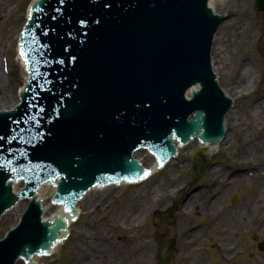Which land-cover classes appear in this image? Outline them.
I'll return each instance as SVG.
<instances>
[{"label":"water","instance_id":"95a60500","mask_svg":"<svg viewBox=\"0 0 264 264\" xmlns=\"http://www.w3.org/2000/svg\"><path fill=\"white\" fill-rule=\"evenodd\" d=\"M30 1L0 0V110L13 108L17 103L18 91L26 77L16 44ZM147 1L150 10H144ZM204 2L44 0L38 3L29 29L35 24L39 28L35 29L36 36L26 41L29 46L24 50L27 54L32 48L38 53L31 54V58L27 54L31 64L28 92L22 94V104L14 111L0 113V121L4 122L0 125L1 149L11 148L13 154V163L0 159V168L15 167L16 156L28 160L22 169L27 173L48 167L45 178L51 175L64 179L58 184L54 200L75 213V200L94 183L140 178L142 170L135 162L123 158L135 143L146 142L172 155L168 136L175 131L180 141L191 137L216 145L223 134L222 122L229 102L218 91L208 66L205 53L216 19L209 16ZM256 3L259 11L264 12V0ZM153 8L163 10L166 14L163 21L153 22L155 25L147 27L139 37L127 36L138 28L139 19L142 26L153 17ZM210 10L214 14L212 7ZM53 28L56 30L51 32ZM35 39L40 43L37 47ZM39 57L50 61V66L46 64L38 69ZM195 85L200 91L192 94L191 101H184L182 94ZM194 90L197 87L187 90L185 97L189 98ZM231 102L233 108L234 101ZM38 112L39 121L33 117ZM62 114H66L65 129L57 127L60 122L56 118ZM191 114L194 115L187 121ZM23 130L25 134H20ZM225 137L224 134L222 140ZM9 138L20 142L8 144ZM16 147L20 150L15 151ZM2 150L0 156L4 154ZM109 150L115 153L114 157L107 156ZM5 170L0 171V183L7 178ZM22 187L23 183L19 182L13 186V192ZM0 190L1 214L4 205L10 206L15 200L5 202L13 197ZM20 195L30 196L32 190L22 191ZM27 203L21 200L2 216L0 238L15 228ZM39 206L42 219L40 200ZM54 220L52 228L42 224L36 205L31 203L20 224L0 242V264H13L17 257L27 261L33 254L48 250L63 227Z\"/></svg>","mask_w":264,"mask_h":264},{"label":"rangeland","instance_id":"374dc122","mask_svg":"<svg viewBox=\"0 0 264 264\" xmlns=\"http://www.w3.org/2000/svg\"><path fill=\"white\" fill-rule=\"evenodd\" d=\"M243 1L229 0L223 8H219L215 4L212 7L215 8L217 13L223 12L224 15H228ZM246 1V13L248 18H251L252 25L256 27V37L249 41L247 46L240 48L234 61L238 62L242 58H246L245 62L255 71L256 86L249 95L248 100L258 97L264 102V39L259 37L260 33L264 31V13L256 10L254 0ZM229 18L228 16L219 28V39L232 37L233 28L230 26ZM216 55H218V52L214 55L215 67L218 62ZM223 69L224 67L222 68L219 64V69L216 67L214 70L213 67V72L217 75L218 83L220 82V87L225 95L230 94L231 97L232 91L229 84L233 81L235 74L234 72L227 73ZM225 134L229 136L230 145L225 146L222 144L217 153L208 154L205 151H200L195 158L190 159V154L198 149L189 146L188 148L191 149L180 150L178 161L174 160L173 163L167 164L162 170H153L146 180L137 185L112 186L102 192L92 191L87 193L88 196L83 199L84 201L79 202V207L76 208L80 215L70 224L68 232L62 237L59 250H53L47 257L38 258L37 263L68 264L82 246L78 240L76 241L80 235L89 234L97 240V238H102V231L107 229L108 236L111 235L110 237L113 239L114 248L123 259V264H129L130 257L127 255L129 247L135 239L142 235L150 243V253L152 255L150 264H197L199 259L204 260L205 264H264V247L262 251L258 249L261 244L264 245V227L260 232L257 225L264 218V209L256 214L248 210H242V205L245 203L246 196L249 195L250 191L247 182L233 189L232 193L219 205L218 210L221 213H229L236 218L239 216V211L242 210L247 218L245 222L237 223L234 226L236 235L233 239L236 241V251L231 250L227 256H222L220 248L216 245L218 242L221 243V241L216 240L221 236L219 235L221 232L216 233L215 228L208 230L209 218L207 216L202 217L197 215L196 212H192L190 218L186 219L178 215L179 207L185 195L191 190H193V193L200 189L199 185L204 182L208 170L216 166L233 165L230 159L239 154V149L233 141L231 132L227 130ZM261 138L264 141V129ZM251 145H249L250 148ZM256 151L260 156V163L264 164V150L262 151V148L256 147ZM139 155L136 157H139ZM141 164L150 169L153 159L147 155ZM172 178L180 183L181 188H169L167 196H163L159 202L153 199L151 209L139 219L133 220V228L121 232L119 231L122 226L121 222L115 228L110 225L109 216L113 212L123 209L139 190L141 192L151 191L157 184H162L163 187L167 188L169 183L172 182ZM257 183L262 182L256 180L254 184ZM204 195L205 192L203 191L200 202ZM90 199H95L98 203L92 209H88L85 204ZM203 205V207L207 205L206 200H203ZM190 223L199 230L203 229V232L199 234L192 245H187L186 248L185 245L181 247L179 241L186 236L190 229ZM217 228H220V225ZM254 236L257 238L256 241L252 239ZM182 248L185 249L181 251Z\"/></svg>","mask_w":264,"mask_h":264},{"label":"bare ground","instance_id":"6f19581e","mask_svg":"<svg viewBox=\"0 0 264 264\" xmlns=\"http://www.w3.org/2000/svg\"><path fill=\"white\" fill-rule=\"evenodd\" d=\"M227 2H229V0H211L207 5L209 8H211L213 4L217 5L219 8H223ZM246 6L247 1L244 0L229 13V23L233 28L232 37L219 39V27L213 37L210 54L213 61L214 55L218 52L219 56L216 55L218 58L216 65L217 69H219L220 64L227 73L234 72L235 74L233 81L229 84L232 91L231 99L234 101V105L225 116L224 126L226 131L229 130L231 132L233 141L237 144L239 149V154L230 159L233 165L225 166L226 168L223 166H216L208 170L204 182L199 185L200 189L197 190V192L192 193L193 190L188 192L178 211V215L186 219L190 218L192 212H196L199 216H207L209 218L208 230L215 228L217 230L216 233L221 232L219 234L221 236L216 239L221 241V243L218 242L216 245L220 248L222 256H227L229 254L228 252L231 250L233 252L236 251V241L233 239L236 235L234 226L237 223H243L247 220L243 211L248 210L256 214L264 209V164L260 163V156L258 151H256V147L262 148V151L264 150V141L261 138L264 129V102L258 97L248 100L249 95H251L256 86L255 71L245 62L246 58H242L238 62L234 61L240 48L245 45L247 46L249 41L256 37V27L252 25L251 18L247 16ZM212 9L215 15H223V12L217 13L215 8L212 7ZM259 37L264 39V31L260 33ZM212 61L211 66L212 69L214 67L215 70L216 62L213 61L212 63ZM218 85H220V82ZM227 95L230 96V94ZM225 135V139L221 141L217 149L205 146L198 143V141H192L182 149H187L189 146H192V148L197 147L199 150L205 151L208 154L217 153L222 144L225 146H228V144L230 145L229 136L227 134ZM173 144L174 146L176 145L175 142ZM250 144H252L251 148L249 147ZM182 149H177L176 160H178L179 152ZM137 155H139V157H136ZM146 156V152L138 150L135 151L132 157L142 163V160H145ZM171 163H173V160H170L166 165ZM144 167L149 174L151 171L149 172V169L146 166ZM152 167H154V165ZM256 180H260L262 183L254 184ZM171 181L172 182L169 183L167 188L163 187L162 184H157L151 191L141 192L139 190L123 209L115 211L109 216L108 220L111 221L110 225L115 228L118 227V223L121 222L122 226L119 230L121 232H126L133 228V220L139 219L144 213L151 209L153 199L159 202L163 196H167V190L169 188H181L180 183L175 179L172 178ZM244 182L248 183L250 191L249 195L246 196L245 203L242 205L243 211H239V216L235 218L232 214L219 212L220 203L232 193L233 189H236L237 186H240ZM108 189L109 187L104 189L94 188L90 192H102ZM203 191L205 195L200 202ZM35 194L38 196L44 211L42 220L51 217L52 214L58 213L60 214L59 216L65 219L67 228L61 234L60 237L62 238L64 234L68 232L71 222L70 218H68L62 210L60 211V207L50 204V199L53 195V187L48 183H43ZM87 196L88 195L85 194L83 199ZM203 200L207 201L205 207H203ZM79 202L76 204V208L79 207ZM85 204L88 209H92V207H95L98 203L95 199H90L87 200ZM77 212L79 213L78 210ZM79 215L77 217H79ZM189 225L190 229L186 233V236L182 237L179 241L181 247L185 245L186 248L187 245H192L197 240L199 234L203 232V229L199 230L191 223ZM219 225L220 228H217ZM257 225L261 232L264 227V218ZM102 232V238H97V240L89 234L84 233L80 235L76 241L78 240L82 246L68 264H123L122 257H120L114 248L113 239L110 237L111 235L108 236L107 229ZM59 246L60 241L54 245L51 251L59 250ZM185 248H182L181 251ZM127 255L130 257L129 264H150L152 262V255L150 253V243L147 238L142 235L135 239L129 247ZM31 260L37 262L36 257H33ZM15 264L23 263L17 260ZM197 264H205V262L199 259Z\"/></svg>","mask_w":264,"mask_h":264},{"label":"snow or ice","instance_id":"6c2138e0","mask_svg":"<svg viewBox=\"0 0 264 264\" xmlns=\"http://www.w3.org/2000/svg\"><path fill=\"white\" fill-rule=\"evenodd\" d=\"M81 23H83V22H81Z\"/></svg>","mask_w":264,"mask_h":264}]
</instances>
